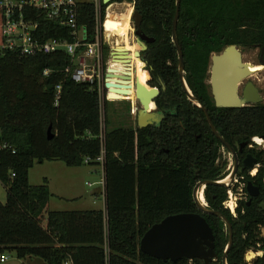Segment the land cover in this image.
I'll return each mask as SVG.
<instances>
[{
  "label": "trees",
  "instance_id": "1",
  "mask_svg": "<svg viewBox=\"0 0 264 264\" xmlns=\"http://www.w3.org/2000/svg\"><path fill=\"white\" fill-rule=\"evenodd\" d=\"M117 1L134 3L142 16L143 34L154 39L147 44V66L138 83L159 92L155 102L166 116L160 128L103 131L97 86L72 80L66 69L75 67L67 53L25 56L20 50L1 49L5 17L0 8V182L7 193L6 203L0 202V252L15 253L21 260L36 257L46 264H203L186 259L163 262L140 251L141 239L154 225L172 215L198 213L214 233L219 259L213 264H223L228 228L221 218L198 210L193 192L200 182L222 181L227 162L221 163L224 146L180 82L179 55L172 38L177 0ZM131 14L118 17L122 28L126 23L124 28L129 29L125 33L128 46L134 45L129 38ZM24 15L27 21L40 24L35 37L41 42L75 41L69 28L49 20L43 11L27 8ZM77 18L87 35L85 42L94 43L98 35L94 3H79ZM177 35L186 83L208 109L218 134L234 147L264 137V104L217 109L206 84L214 53L233 45L259 46L264 53V0H181ZM124 47L129 65L115 62L111 68L117 66L133 76L144 64L135 58L136 44ZM105 50L104 45V59ZM129 86L127 98L122 88L113 93L121 100L134 101L135 89ZM50 127L52 139L48 138ZM102 151L106 210L49 211L48 180L38 186L29 183L34 165L59 161L67 167L101 166L97 160ZM255 156L258 173L242 176L261 195L251 204L249 199H238L236 215L224 206L226 186L205 189L208 209L220 212L233 227L228 264H247L248 252H264V150ZM234 188L230 190L237 194L239 188ZM253 264H261V258Z\"/></svg>",
  "mask_w": 264,
  "mask_h": 264
},
{
  "label": "water",
  "instance_id": "2",
  "mask_svg": "<svg viewBox=\"0 0 264 264\" xmlns=\"http://www.w3.org/2000/svg\"><path fill=\"white\" fill-rule=\"evenodd\" d=\"M116 0H103V4L108 6ZM181 0H177V13L173 26V42L177 48L179 55V76L180 82L185 90L188 99L197 107L201 108L205 113L213 134L220 140V142L229 149L236 160L238 167L239 159L234 149L218 134L208 110L197 100L192 91L188 87L184 78V54L179 44L177 27L180 17ZM131 20L134 24L135 44L138 50L134 52L135 58L139 59L144 67L147 66L144 61V53L148 50V43H152L154 39L143 34L141 29L142 16L134 10ZM122 53V55H120ZM125 47L120 46L116 49L111 48L110 58L112 64L119 62L120 64L129 65L130 55ZM254 72L250 71L249 64L243 62L242 52L237 46H228L220 54H215L212 59L211 67V86L215 100V105L219 109H241L251 105H259L263 102V97L258 88L253 83H248L243 91L242 97L239 94L240 85L245 79L252 76ZM112 78L118 79V84L115 86L110 82ZM131 74L129 72L116 73L115 69L109 66L104 76L105 88L113 92L121 90L122 93L129 96V82ZM164 89L166 88L163 84ZM115 89V90H113ZM159 92L148 84L146 86L137 83L136 85V100L140 105L137 110L136 121L139 129H145L150 126L160 128V124L165 120L166 116L160 112L156 105V98ZM113 95L109 96L110 100ZM153 105V108L151 106ZM54 137L52 127L48 129V138ZM264 141V137H261ZM244 145H242L243 147ZM257 160L249 156L245 161L244 170H252L255 168ZM236 172V170H235ZM235 172H233L226 179L218 182L204 181L198 183L193 192V197L198 210L202 214L214 215L221 218L229 231V244L223 256V264H228V253L233 245V227L231 222L220 212L208 209L206 204L200 200V194H203L205 189L210 185L230 187L233 182ZM230 181L228 184L227 182ZM247 191L253 199L258 198L261 191L251 182L247 186ZM140 251L148 256L163 262L176 263L180 260L186 259L189 261L200 260L203 264H213L217 262L219 257L215 251V237L212 228L207 220L198 213H183L172 215L165 218L161 223L154 225L143 236L140 242ZM257 252V251H255ZM261 264H264V252H262Z\"/></svg>",
  "mask_w": 264,
  "mask_h": 264
},
{
  "label": "rangeland",
  "instance_id": "3",
  "mask_svg": "<svg viewBox=\"0 0 264 264\" xmlns=\"http://www.w3.org/2000/svg\"><path fill=\"white\" fill-rule=\"evenodd\" d=\"M122 3L123 2L121 3L119 2V4ZM124 5L126 6L118 9L112 7L109 10V13L113 15L121 16L123 14H126L129 6H132V8L131 7L130 8L132 9V14H133L135 10L134 4L128 2V3H124ZM130 21H131L132 30L130 32L129 38L131 44H135L136 37L134 32V24L132 20ZM124 30L125 28L124 29L122 28L121 32L112 31L110 33V41L113 46H118L120 44L126 45L125 35L129 31V29L127 28L125 31ZM105 46H106V50H105L104 64L107 65L110 51L108 45L105 44ZM242 51H243L244 62L254 66H259L258 60L260 58V51L258 49L252 47V48H244ZM145 68L146 67L144 68L142 67L140 69L138 68L137 70L134 71V75L131 76L129 85H133L134 88H136L138 80H140L139 75L141 74L143 69L145 70ZM114 69L116 73L118 74L122 73L121 70L120 71L118 70L119 68L117 66L114 67ZM261 75L264 76V72H261L259 74L256 73L248 80L259 85L260 83L258 82V78H260L264 83V78ZM110 82H112L113 85H116L118 84V79L112 78ZM112 95L113 96L111 98L118 101H116L115 103H108L107 107L105 106L101 107L103 131L106 130L109 131L116 128H136L137 127L136 114H137V110L141 108L136 100V91H134V101L130 99L121 100L117 98L114 93ZM257 146L264 148V145L262 146L257 145ZM223 154L225 158L226 157L228 158V154L225 152V150H223ZM221 163H224V160H222ZM226 169L227 166L224 169V171ZM45 178H47L49 181L51 192L58 196L64 197L63 199L52 197L49 211L71 212V211L104 209L105 202L103 198L104 196H103V185H102V180H103L102 166L84 165L81 167H67L63 162H59V161H51V162L46 161L44 163H36L29 172V183L32 186L42 185L44 183ZM229 182L230 181H228L227 183L230 184ZM242 187L243 186L239 187L240 191ZM228 189L230 190L231 187H229ZM233 190L236 191V188H234ZM104 195H105V187H104ZM228 197H229V191H228ZM237 198H240V195H237ZM6 201H7V193L5 188L0 182V202L5 204ZM203 201L208 207V204L204 196H203ZM262 208L264 209V202L262 203ZM262 236H264V229H262ZM259 256H262V252L250 251L246 254L245 262L247 264H253V262L256 260V258H259ZM1 259H4V261L1 262V264H46L42 259L36 257H31L25 260H21L17 258L15 253H8V252L5 253L0 252V260Z\"/></svg>",
  "mask_w": 264,
  "mask_h": 264
},
{
  "label": "built area",
  "instance_id": "4",
  "mask_svg": "<svg viewBox=\"0 0 264 264\" xmlns=\"http://www.w3.org/2000/svg\"><path fill=\"white\" fill-rule=\"evenodd\" d=\"M86 1L95 5L98 35L94 43L85 42L87 35L84 29L78 26V4ZM114 4L121 5L117 0L112 2L107 6V8H110L105 9V17L102 19L103 6H106L103 4V0H0V8L4 10L5 17L3 26L5 43L1 49L20 50L21 54L25 56L50 55L58 51H64L71 57L72 66L75 67L74 69L69 67L66 69V73L71 75L72 80L76 83L96 85L101 106L104 107L106 102L113 101L109 99L113 91L105 88L104 76L107 67L104 64L103 47L105 44L101 35L106 32V17ZM27 8L43 11L49 20L69 28L75 41L73 43L61 40L41 42L35 37L40 24L26 20L24 11ZM45 74L48 75L49 71H46ZM104 155L105 152L102 151L101 157L97 160L102 167ZM102 185L104 188V178ZM224 206L233 215H236L238 198L236 194H233L232 190L229 191V197ZM106 251L108 252L107 247ZM3 261L4 259L0 260V262ZM65 264L74 263L73 261H68Z\"/></svg>",
  "mask_w": 264,
  "mask_h": 264
},
{
  "label": "flooded vegetation",
  "instance_id": "5",
  "mask_svg": "<svg viewBox=\"0 0 264 264\" xmlns=\"http://www.w3.org/2000/svg\"><path fill=\"white\" fill-rule=\"evenodd\" d=\"M240 50H241V52H242V57H243V49L244 48H242V47H238ZM253 48H256V49H258L259 51H260V58H259V60H258V64H259V66H263V70L262 71H260V72H257L258 74L259 73H261V72H264V53H262L263 51H262V49L259 47V46H254ZM225 50V49H224ZM223 50V51H224ZM222 51V52H223ZM221 52V53H222ZM215 54H220V53H214L211 57H210V61H209V65H208V72H207V75H208V77H207V80H206V84H207V86H208V92H209V95H210V98L212 99V103H213V105L215 106V108H217L216 107V105H215V100H214V96H213V92H212V86H211V67H212V59H213V56L215 55ZM243 62H244V60H243ZM244 63H246V62H244ZM247 64H249V63H247ZM249 65H251V64H249ZM252 76H254V74L252 75ZM252 76H250V77H252ZM261 76H263V75H261ZM250 77H248L247 79H245L244 81H243V83L240 85V88H239V94H240V96L242 97V95H243V91H244V89H245V87L247 86V84L248 83H253L254 84V86L256 87V88H258L259 89V91H260V94H261V96L263 97V99H264V83L262 82V80L260 79V78H258V82L260 83L259 85H257V84H255L254 82H252V81H249L248 79L250 78ZM263 78H264V76H263ZM263 102H264V100H263ZM263 102L261 103V104H263ZM203 105V104H202ZM260 105V104H259ZM251 106H256V105H251ZM248 107V106H247ZM158 108V107H157ZM217 109H219V108H217ZM159 110V109H158ZM208 110V109H207ZM208 113H209V111H208ZM205 114V113H204ZM206 116V115H205ZM211 118V117H210ZM206 119H207V117H206ZM164 122V121H163ZM162 122V123H163ZM207 122H208V120H207ZM161 123V124H162ZM161 124H160V126H161ZM208 124H209V122H208ZM159 126V127H160ZM209 127H210V125H209ZM211 128V127H210ZM212 130V129H211ZM213 133V132H212ZM217 138V137H216ZM223 145V144H222ZM230 145V144H229ZM242 145H244L243 147H242ZM258 144L255 142V138H253L252 139V143H250V144H246V143H243V144H241V145H239V146H236V147H234V146H232V145H230L233 149H234V151L236 152V154H237V156H238V159H239V164H238V167L236 166V160H235V158H234V156H233V154L229 151V149L228 148H226L224 145V147L222 148V150H221V152H222V159L224 160V162H227L228 164H227V169L225 170V178L224 179H226L228 176H230L233 172H235V170H236V172H235V175H234V179H233V182L231 183V185H230V187L231 186H234L235 188H239L240 186H243L242 188H241V191L240 190H238V193H237V195H240V198H238L239 200H244V201H246V200H248L249 199V204H251V202H252V200L254 199H252L251 197H250V195H249V193H248V191H247V186H248V184L251 182V181H248V182H246V179H245V177L244 176H242V175H244V174H246V175H249V176H251V177H254V176H256V174L258 173V168H259V162H258V158L255 156V153L257 152V151H262V150H264V148H261V147H259V146H257ZM261 146V145H260ZM223 150H225V152L228 154V158L226 157H224V154H223ZM249 156H252L255 160H257V164H255V168L254 169H252V170H244V164H245V161L248 159V157ZM223 179V180H224ZM246 182V183H245ZM252 183V182H251ZM253 184V183H252ZM230 191V190H229ZM240 191V192H239ZM261 191V190H260ZM204 193H205V191H204ZM261 195V194H260ZM204 198H205V196H204ZM256 199V198H255ZM194 261V260H193ZM193 261H191V262H193ZM203 263V262H202ZM192 264V263H191Z\"/></svg>",
  "mask_w": 264,
  "mask_h": 264
},
{
  "label": "bare ground",
  "instance_id": "6",
  "mask_svg": "<svg viewBox=\"0 0 264 264\" xmlns=\"http://www.w3.org/2000/svg\"><path fill=\"white\" fill-rule=\"evenodd\" d=\"M122 12V10H121ZM126 12V11H125ZM127 12H132V9L129 7ZM132 15V14H131ZM119 16L117 15H113V14H110L108 13L107 17H106V21H105V29H106V37L109 39L110 41V33L113 31V32H121L122 28L120 26V23H119ZM131 22V21H130ZM126 26V23L123 24V28ZM126 47H133L132 46H128L126 45ZM126 49V48H125ZM110 64V63H109ZM249 68H250V71L251 72H254V74H256L257 72H260L263 70V67L261 66H254V65H249ZM137 99V98H136ZM151 108H153V105L151 106ZM255 142L258 144V145H264V141L260 138H255ZM200 200L202 202L203 201V195L200 194ZM253 257V256H252ZM250 257V258H252Z\"/></svg>",
  "mask_w": 264,
  "mask_h": 264
},
{
  "label": "crops",
  "instance_id": "7",
  "mask_svg": "<svg viewBox=\"0 0 264 264\" xmlns=\"http://www.w3.org/2000/svg\"><path fill=\"white\" fill-rule=\"evenodd\" d=\"M124 3H128V2H123L120 6L119 5H117V4H114L112 7H114V8H121V7H125L126 5H124ZM134 4V3H133ZM129 5V4H128ZM129 7H131L132 8V6H129ZM101 37H102V40L104 41V44H107L108 46H109V51H110V54H111V48H113V47H120V46H126V45H124V44H120V45H118V46H113L112 45V43H111V41H109V39L106 37V32H104V34H102L101 35ZM135 47V44L133 45V48ZM110 63V64H109ZM112 65V61H111V58H110V55H109V60H108V63H107V65H105L107 68L109 67V66H111ZM117 85V84H116ZM135 90L134 91H136V88H134ZM116 101H108V102H106L105 103V107H107V105H108V103H115ZM102 169H103V167H102ZM103 178H104V171H103ZM45 179H47V178H45ZM44 179V180H45ZM48 180V179H47ZM48 184H49V181H48ZM49 188H50V186H49ZM50 192H51V188H50ZM51 194H52V197H56V198H59V199H63L64 197L63 196H58V195H56V194H54V193H52L51 192ZM103 196H105L104 195V188H103ZM104 198V202H105V207H104V209L102 210V211H105L106 210V200H105V197H103ZM50 203H51V200H50ZM50 203H49V208H50ZM83 211H92V210H83Z\"/></svg>",
  "mask_w": 264,
  "mask_h": 264
}]
</instances>
